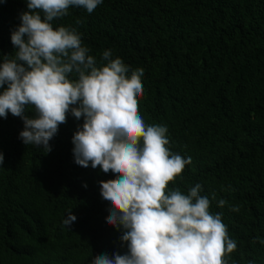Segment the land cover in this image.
<instances>
[{
  "label": "trees",
  "instance_id": "obj_1",
  "mask_svg": "<svg viewBox=\"0 0 264 264\" xmlns=\"http://www.w3.org/2000/svg\"><path fill=\"white\" fill-rule=\"evenodd\" d=\"M24 11L27 0H0V62L15 56ZM51 23L76 28L98 66L111 49L129 75L143 69L140 115L166 126L169 150L191 160L169 188L187 194L199 183L237 245L228 264H264V0H103ZM83 122L69 111L46 152L20 139V117H0V264H93L127 252L100 188L117 177L74 162Z\"/></svg>",
  "mask_w": 264,
  "mask_h": 264
},
{
  "label": "clouds",
  "instance_id": "obj_2",
  "mask_svg": "<svg viewBox=\"0 0 264 264\" xmlns=\"http://www.w3.org/2000/svg\"><path fill=\"white\" fill-rule=\"evenodd\" d=\"M102 3L27 0L28 11L11 35L15 56L0 62V117H20V139L46 152L69 111L77 120L83 117L72 137L74 162L117 177L100 182L101 195L111 205L107 224L127 244L125 254L104 253L93 264H228L225 257L237 245L222 214L210 212L202 186L197 183L187 194L169 188L191 160L169 150L166 126L147 125L140 115L143 69L129 75V66L112 58L111 49L103 51L98 66L76 28H53L51 22L67 16L70 6L91 14ZM29 108L33 117L25 115ZM75 220L70 211L63 223L70 228Z\"/></svg>",
  "mask_w": 264,
  "mask_h": 264
}]
</instances>
